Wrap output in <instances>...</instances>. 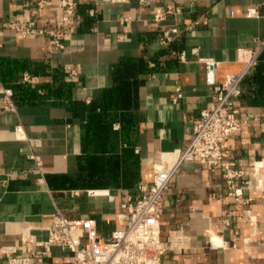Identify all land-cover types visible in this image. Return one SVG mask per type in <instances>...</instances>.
Here are the masks:
<instances>
[{"label": "crops", "instance_id": "obj_1", "mask_svg": "<svg viewBox=\"0 0 264 264\" xmlns=\"http://www.w3.org/2000/svg\"><path fill=\"white\" fill-rule=\"evenodd\" d=\"M59 1L39 11L36 0H0V84L15 104L0 110V264L4 250L38 251L27 241L46 239L56 208L92 219L107 238L126 196L174 159L211 102L198 57L219 60L220 83L242 69L237 49L253 47L236 97L242 124L224 142L244 170L242 194H228L220 167L185 161L164 190L159 225L161 264H264V0H74L70 26ZM169 4L182 12L156 22ZM30 20L36 35L14 33ZM68 259L51 246L38 264Z\"/></svg>", "mask_w": 264, "mask_h": 264}, {"label": "built area", "instance_id": "obj_2", "mask_svg": "<svg viewBox=\"0 0 264 264\" xmlns=\"http://www.w3.org/2000/svg\"><path fill=\"white\" fill-rule=\"evenodd\" d=\"M50 3V0H36V9L40 11ZM59 6L62 8L61 24L69 26L74 24L78 19L76 2L60 0ZM181 12V6L169 4L157 7L153 18L156 22H161L168 14L178 15ZM252 13L254 10L247 11V15ZM13 28L18 36L31 37L37 34L33 20L14 24ZM45 31L52 33L51 29ZM177 32L176 26L165 29L161 40L165 42L171 38V34ZM259 52V47L238 48L237 59L244 63L242 69L236 73L226 74L220 83L215 78L219 60L212 56L198 57L205 67L206 83L213 87L211 102L200 110L186 145L175 151L174 159L167 163L161 161L153 166L152 180L150 183L139 185L138 197L126 196L120 204L122 210L118 213L121 225L113 228L107 238L97 234L92 219L68 218L56 208L51 213L46 239L30 238L27 241L40 249L38 251L34 249L29 255L22 256L13 255L11 249L4 250L8 264H38L49 254L51 246H58L69 254V259L64 264H161V255L168 247L167 242L162 241L160 237L162 195L181 163L198 161L220 167L229 190L228 194L236 198L242 194V188L236 186L235 181L244 174V170L237 167L229 158L224 142L242 124L236 97L240 93L242 78L256 63ZM180 57L183 58V52ZM12 93L11 88L0 84V110L15 107ZM179 95H174L173 100ZM22 134L23 126L19 124L15 127V136L20 138Z\"/></svg>", "mask_w": 264, "mask_h": 264}]
</instances>
